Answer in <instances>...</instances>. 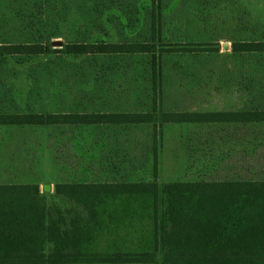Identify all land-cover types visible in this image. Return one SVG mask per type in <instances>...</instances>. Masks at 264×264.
I'll return each mask as SVG.
<instances>
[{
  "label": "rangeland",
  "instance_id": "374dc122",
  "mask_svg": "<svg viewBox=\"0 0 264 264\" xmlns=\"http://www.w3.org/2000/svg\"><path fill=\"white\" fill-rule=\"evenodd\" d=\"M234 7V0H0V45L41 43L56 52L0 56V113L99 110L113 106L112 99L125 110L150 112L154 63L161 75L160 112L264 110V54L232 52ZM79 41L154 43L160 50L210 45L213 52L155 59L57 53ZM74 132L0 127V184L37 183L55 216L74 208L55 195L58 183L264 180V125H172L156 143L150 127L92 128L86 141L75 140ZM151 228L149 222L112 226L98 233L92 248L142 251L152 239Z\"/></svg>",
  "mask_w": 264,
  "mask_h": 264
},
{
  "label": "trees",
  "instance_id": "16d2710c",
  "mask_svg": "<svg viewBox=\"0 0 264 264\" xmlns=\"http://www.w3.org/2000/svg\"><path fill=\"white\" fill-rule=\"evenodd\" d=\"M210 45L159 49L154 43H67L68 56H129L213 52ZM41 43L0 45V56L55 54ZM233 52L262 53L264 42L234 44ZM153 64L150 112L48 114L0 113V127L85 126L164 127L193 125L263 126L264 110L247 112H160L158 76ZM156 143V140H154ZM155 146V145H154ZM55 195L74 208L52 215L37 183L0 184V264H264V180L129 182L115 180L58 183ZM149 222L152 239L142 251L96 252L100 232Z\"/></svg>",
  "mask_w": 264,
  "mask_h": 264
},
{
  "label": "crops",
  "instance_id": "0c3cea01",
  "mask_svg": "<svg viewBox=\"0 0 264 264\" xmlns=\"http://www.w3.org/2000/svg\"><path fill=\"white\" fill-rule=\"evenodd\" d=\"M234 10H233V20L231 19L229 22V28L233 30V40L228 41L231 44H244V43H260L264 42L262 39L264 36V1L262 0H234ZM252 30H256L258 32H252ZM121 43V42H119ZM233 52V51H232ZM238 55H263L262 53H237ZM129 56H150V55H129ZM106 57V56H101ZM112 57V56H111ZM114 57V56H113ZM116 57V56H115ZM118 57V56H117ZM113 106H105L102 105L99 110L97 108H92L89 106L82 110L87 113H140L137 110L130 111L121 108L120 101L118 99H112L111 101ZM181 112V111H174ZM196 113H204V112H196ZM144 126L137 127H118V126H85L80 129H70L67 130L75 131L72 136H74L75 140L86 141L89 136L86 135L87 130H91L94 128L95 130H108V129H132L139 128ZM163 134V133H162ZM162 134H157L156 136L153 134L151 141L159 140L162 137ZM157 151V150H156ZM156 151H154V157H156Z\"/></svg>",
  "mask_w": 264,
  "mask_h": 264
},
{
  "label": "water",
  "instance_id": "95a60500",
  "mask_svg": "<svg viewBox=\"0 0 264 264\" xmlns=\"http://www.w3.org/2000/svg\"><path fill=\"white\" fill-rule=\"evenodd\" d=\"M59 44H60V43H58V42H54V43H53L54 46H57V45H59Z\"/></svg>",
  "mask_w": 264,
  "mask_h": 264
}]
</instances>
